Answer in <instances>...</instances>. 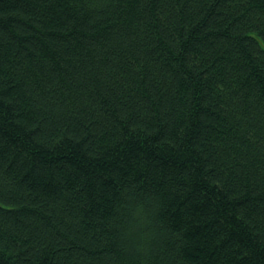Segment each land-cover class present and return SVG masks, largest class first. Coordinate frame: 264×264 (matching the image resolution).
I'll return each instance as SVG.
<instances>
[{
  "label": "trees",
  "instance_id": "16d2710c",
  "mask_svg": "<svg viewBox=\"0 0 264 264\" xmlns=\"http://www.w3.org/2000/svg\"><path fill=\"white\" fill-rule=\"evenodd\" d=\"M0 264H264V0H0Z\"/></svg>",
  "mask_w": 264,
  "mask_h": 264
}]
</instances>
